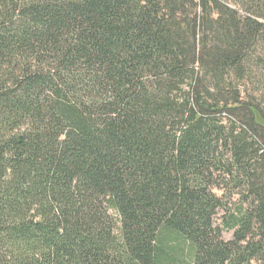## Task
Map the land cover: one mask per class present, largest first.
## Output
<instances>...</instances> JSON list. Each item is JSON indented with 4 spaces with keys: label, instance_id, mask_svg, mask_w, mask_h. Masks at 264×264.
<instances>
[{
    "label": "trees",
    "instance_id": "obj_1",
    "mask_svg": "<svg viewBox=\"0 0 264 264\" xmlns=\"http://www.w3.org/2000/svg\"><path fill=\"white\" fill-rule=\"evenodd\" d=\"M0 264H264V0H0Z\"/></svg>",
    "mask_w": 264,
    "mask_h": 264
},
{
    "label": "rangeland",
    "instance_id": "obj_2",
    "mask_svg": "<svg viewBox=\"0 0 264 264\" xmlns=\"http://www.w3.org/2000/svg\"><path fill=\"white\" fill-rule=\"evenodd\" d=\"M256 86H257V85H256ZM216 193H217L219 196L222 195V192H220V191H217ZM221 215H222V213L219 214V216H218V218H217L218 223L221 222V220H220ZM224 238H225L226 240H231V239H232V233H228V232L224 233Z\"/></svg>",
    "mask_w": 264,
    "mask_h": 264
}]
</instances>
